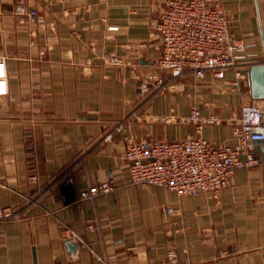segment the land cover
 I'll return each instance as SVG.
<instances>
[{
  "label": "crops",
  "instance_id": "0c3cea01",
  "mask_svg": "<svg viewBox=\"0 0 264 264\" xmlns=\"http://www.w3.org/2000/svg\"><path fill=\"white\" fill-rule=\"evenodd\" d=\"M14 1L0 0V206L21 218L0 222V264H154L168 250L182 262L264 264V150L252 145L256 164L236 168L216 194L196 196L128 183L124 157L131 141L193 134L195 122L180 121L192 108L217 119L203 123L205 139L234 145L242 105L264 112L248 79L241 94L228 84L230 70L183 76L179 89L139 99L137 81L161 53L156 23L167 0H27L46 28L15 15ZM209 1L244 44L238 53L264 62V0ZM111 55L122 62L109 63ZM66 176L71 187L61 184ZM104 180L114 188L77 198Z\"/></svg>",
  "mask_w": 264,
  "mask_h": 264
},
{
  "label": "built area",
  "instance_id": "2783aa9c",
  "mask_svg": "<svg viewBox=\"0 0 264 264\" xmlns=\"http://www.w3.org/2000/svg\"><path fill=\"white\" fill-rule=\"evenodd\" d=\"M13 13L24 18L30 26H48L37 10L29 7L27 0H15ZM156 30L161 40V53L152 70L137 81L139 99L146 100L179 89L176 81L183 76L199 80L208 72L216 78H223L229 70L234 73V78L228 84L244 93L247 70L258 62L238 53L244 44L230 34L229 20L219 3L167 0L159 13ZM107 61L114 65L122 62L114 55L108 56ZM6 91L5 57L1 56L0 96ZM124 119L102 135L105 143L114 142L115 134L124 129ZM183 120L195 122L193 134L175 140L151 138L128 144L124 153L128 161V183L163 187L177 195L216 194L230 183L236 168L257 163L251 148L253 141L264 140V112L259 106L253 103L242 105L233 128L234 145L216 144L201 135L203 123L217 121L213 115L202 118L199 110L192 108L188 117L180 121ZM72 183L71 176H66L61 184L71 187ZM113 188L112 180L99 181L80 190L77 198L93 199ZM166 211L171 213L172 209L167 207ZM20 218L18 209L0 206V222ZM93 227L92 223L88 224L89 229ZM154 264L203 263L182 262L174 250H168L164 260Z\"/></svg>",
  "mask_w": 264,
  "mask_h": 264
},
{
  "label": "water",
  "instance_id": "95a60500",
  "mask_svg": "<svg viewBox=\"0 0 264 264\" xmlns=\"http://www.w3.org/2000/svg\"><path fill=\"white\" fill-rule=\"evenodd\" d=\"M247 79L250 86V94L254 99L264 98V62L253 63L249 66L247 70ZM257 149L264 150V140L263 141H253ZM260 145H262L260 147Z\"/></svg>",
  "mask_w": 264,
  "mask_h": 264
}]
</instances>
